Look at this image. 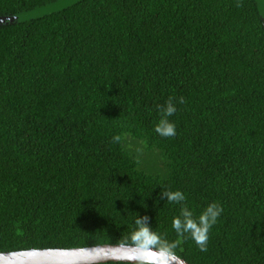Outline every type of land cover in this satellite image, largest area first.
Returning a JSON list of instances; mask_svg holds the SVG:
<instances>
[{"label": "trees", "instance_id": "trees-1", "mask_svg": "<svg viewBox=\"0 0 264 264\" xmlns=\"http://www.w3.org/2000/svg\"><path fill=\"white\" fill-rule=\"evenodd\" d=\"M212 202L201 251L172 219ZM139 216L188 264H264V0H0V253L136 246Z\"/></svg>", "mask_w": 264, "mask_h": 264}, {"label": "clouds", "instance_id": "clouds-1", "mask_svg": "<svg viewBox=\"0 0 264 264\" xmlns=\"http://www.w3.org/2000/svg\"><path fill=\"white\" fill-rule=\"evenodd\" d=\"M179 102L183 103V98ZM158 112L159 119L154 125L155 132L162 137L175 136V123L169 119L176 112L172 99L166 101L163 106H158ZM114 140L119 142L121 137L115 136ZM163 194L169 202L181 203L185 200V195L179 190L166 191ZM222 211L220 204L212 202L195 216L192 210L182 206L180 214L172 219V228L180 237L190 236L201 251H207L209 230L217 222ZM135 225L129 239L139 249L137 257L139 264H175L178 259L175 252L177 242L162 240L160 235L149 226L147 216H139L135 220ZM2 255L0 254V257Z\"/></svg>", "mask_w": 264, "mask_h": 264}, {"label": "water", "instance_id": "water-1", "mask_svg": "<svg viewBox=\"0 0 264 264\" xmlns=\"http://www.w3.org/2000/svg\"><path fill=\"white\" fill-rule=\"evenodd\" d=\"M136 246L98 245L75 249H29L5 252L0 264H91L104 261H138ZM175 264H188L177 257Z\"/></svg>", "mask_w": 264, "mask_h": 264}]
</instances>
